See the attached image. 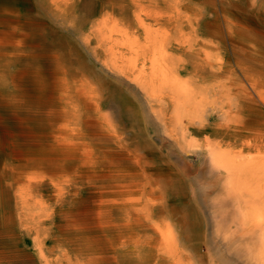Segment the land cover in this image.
I'll list each match as a JSON object with an SVG mask.
<instances>
[{
  "label": "bare ground",
  "instance_id": "1",
  "mask_svg": "<svg viewBox=\"0 0 264 264\" xmlns=\"http://www.w3.org/2000/svg\"><path fill=\"white\" fill-rule=\"evenodd\" d=\"M0 264H264V0H0Z\"/></svg>",
  "mask_w": 264,
  "mask_h": 264
}]
</instances>
